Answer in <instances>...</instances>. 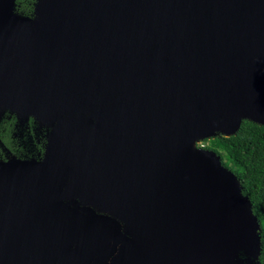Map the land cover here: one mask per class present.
<instances>
[{
	"label": "water",
	"instance_id": "1",
	"mask_svg": "<svg viewBox=\"0 0 264 264\" xmlns=\"http://www.w3.org/2000/svg\"><path fill=\"white\" fill-rule=\"evenodd\" d=\"M0 0V264H259L237 177L197 144L264 124V0ZM72 246H74L72 248Z\"/></svg>",
	"mask_w": 264,
	"mask_h": 264
},
{
	"label": "trees",
	"instance_id": "2",
	"mask_svg": "<svg viewBox=\"0 0 264 264\" xmlns=\"http://www.w3.org/2000/svg\"><path fill=\"white\" fill-rule=\"evenodd\" d=\"M36 0H15L14 12L31 17ZM0 121V147L8 150L5 155L0 148V160L11 157L38 160L46 143V128H39L31 118L27 124L17 125L14 115ZM2 120V119H1ZM34 124V125H33ZM34 126L35 133L31 127ZM27 130V131H26ZM206 150L220 156L221 163L238 179L242 194L251 203L252 212L259 223V264H264V124L257 125L243 120L237 133L230 137L216 135L202 143Z\"/></svg>",
	"mask_w": 264,
	"mask_h": 264
},
{
	"label": "flooded vegetation",
	"instance_id": "3",
	"mask_svg": "<svg viewBox=\"0 0 264 264\" xmlns=\"http://www.w3.org/2000/svg\"><path fill=\"white\" fill-rule=\"evenodd\" d=\"M12 116L10 115V114H8V113H5L4 115H3V117L1 118L2 120H0V121H3V119H10ZM14 117V116H13ZM29 121V120H28ZM24 125V124H23ZM34 125V124H33ZM24 128H26V129H28V130H30V126H29V122H27V124L24 126ZM35 127L34 126H32L31 127V130H32V132L33 133H35V129H34ZM27 131V130H26ZM202 143H203V141L202 142H200V143H198L197 144V147H199V148H201V149H206L205 147H203V145H202ZM1 149H2V152H3V154L5 155V152L8 150V149H5L4 147H0ZM8 152H10L9 150H8ZM11 153V152H10ZM12 154V153H11ZM40 159V158H39ZM74 246H72V248H73Z\"/></svg>",
	"mask_w": 264,
	"mask_h": 264
}]
</instances>
